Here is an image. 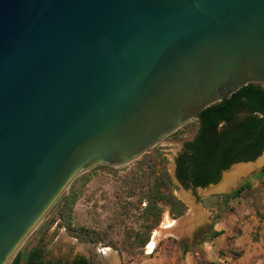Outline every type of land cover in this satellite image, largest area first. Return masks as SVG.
<instances>
[{
	"label": "water",
	"instance_id": "water-1",
	"mask_svg": "<svg viewBox=\"0 0 264 264\" xmlns=\"http://www.w3.org/2000/svg\"><path fill=\"white\" fill-rule=\"evenodd\" d=\"M249 84L264 85V0H0V264L24 263L76 178ZM260 156L199 191L229 194L211 190Z\"/></svg>",
	"mask_w": 264,
	"mask_h": 264
},
{
	"label": "rangeland",
	"instance_id": "rangeland-1",
	"mask_svg": "<svg viewBox=\"0 0 264 264\" xmlns=\"http://www.w3.org/2000/svg\"><path fill=\"white\" fill-rule=\"evenodd\" d=\"M195 122L190 121V125H187L183 133L175 138L168 136L149 151L155 150L157 158L165 160L169 175L172 173V165L180 150L181 141L193 134ZM262 157L260 166L256 165L245 174L239 175L235 184L229 188H238L243 183L250 186L238 198L205 197L206 194L201 193L199 188L194 192L183 190L171 179L176 185L173 188L174 195L186 206L183 215L190 211V207L182 198L183 195H187L192 201L195 197L196 204L205 218L202 224L181 239L164 235L150 247L153 234L161 226L164 218L170 220L179 218H174L170 214L169 206H164L160 222L151 231L146 246L132 254L120 255L118 251L102 243L91 245L73 238L64 225L65 218L62 219L60 216L59 208L33 246H45L46 251L50 248L49 257L54 259L75 256L83 252L86 254L88 245L103 250L109 248L115 253L117 264H264V173H261L264 169V156H260L257 160ZM236 168L241 167L235 166L231 172ZM249 172L251 173L247 176ZM127 173L128 170L108 174L102 169H92L84 178L85 184L83 185L82 182L76 185L80 189V196L71 209L70 225L74 228L83 226L99 230L108 228L113 218L121 216L120 205L126 201H135L124 195L126 190L123 189V182ZM146 180L143 175L138 178V185L135 186L137 193L146 191ZM145 204L143 202L140 208H144ZM137 213L133 211L128 219L120 217L119 220L124 223L125 228L140 230L141 222ZM124 226H120L119 236L113 235V240L121 238L120 232ZM218 232L219 235L216 236ZM52 235L54 236L51 239Z\"/></svg>",
	"mask_w": 264,
	"mask_h": 264
},
{
	"label": "trees",
	"instance_id": "trees-1",
	"mask_svg": "<svg viewBox=\"0 0 264 264\" xmlns=\"http://www.w3.org/2000/svg\"><path fill=\"white\" fill-rule=\"evenodd\" d=\"M195 123L200 125L199 136L194 142L185 144L182 153L176 157L175 177L184 187H188L189 184L193 187H207L217 182L221 171L228 169L233 163L253 161L264 150V85L249 84L240 88L221 102L202 110L198 122ZM187 125L190 124L184 125L169 137H177L185 131ZM155 154V150L144 154L129 167L94 168L105 170L108 174L128 170L126 180L123 182V189L126 190L124 195L135 201H126L120 205V217L128 219L133 211H137L138 220L141 222L140 230L125 228L124 223L119 220L120 217L113 218L112 224L103 230L83 226L74 228L70 225L71 209L80 196V189L76 185L82 182L85 184L84 178L91 173L90 170L71 184L60 207V216L62 219L65 218L63 221L68 233L83 243L91 245L102 243L112 247L120 255L132 254L146 246L151 231L160 222L164 206H169L170 214L174 218L182 216L186 206L173 193L176 185L171 180L165 160H159ZM261 173H264V169ZM141 175L147 179V188L146 191L137 193L135 186L138 185V178ZM249 187L247 183H243L238 189L224 196V199L237 198ZM143 202L146 203L145 207L140 208ZM120 226H124L120 232L121 238L113 240V235L119 236ZM45 252V246L31 247L23 264L39 263L38 259ZM80 261L81 264H85V261Z\"/></svg>",
	"mask_w": 264,
	"mask_h": 264
},
{
	"label": "bare ground",
	"instance_id": "bare-ground-1",
	"mask_svg": "<svg viewBox=\"0 0 264 264\" xmlns=\"http://www.w3.org/2000/svg\"><path fill=\"white\" fill-rule=\"evenodd\" d=\"M262 160H263V157L254 163L237 165L241 168H236L234 172H231L230 170L228 173H226L223 176V179L220 182V184H218L214 188V190H211V191H215V192L216 191H227L236 182V179L239 177V175L245 174L246 172L250 171L256 165L260 166L262 163ZM182 198H184L183 200L189 205L190 211L184 217L178 220H170V219L164 218L161 226L153 234V239H152L150 247H152V245L156 243L157 240L162 238V236L164 235L174 236V237H177L178 239H181L180 237L185 234L186 230H188V227L191 224H195L194 223L195 220L198 219L200 222H202L203 214L200 208H198L194 204L192 199L188 197L187 195L186 196L183 195ZM102 254H103L102 255L103 259L101 257L100 258L102 259L104 264H117V258L113 251H111L110 249H106L102 251Z\"/></svg>",
	"mask_w": 264,
	"mask_h": 264
},
{
	"label": "flooded vegetation",
	"instance_id": "flooded-vegetation-1",
	"mask_svg": "<svg viewBox=\"0 0 264 264\" xmlns=\"http://www.w3.org/2000/svg\"><path fill=\"white\" fill-rule=\"evenodd\" d=\"M198 122V120L196 121ZM222 125V124H221ZM199 130H200V125L198 123L195 124V129H194V132L192 135H189V136H186L182 141H181V146H180V150L178 151V153L176 154V157L182 153V150L184 149V146L185 144L189 143V142H194L197 137L199 136ZM176 157L174 159V165H175V170H174V173L176 171V163H175V160H176ZM222 172V171H221ZM221 175V173H220ZM178 186L180 189H183V190H191V191H195L197 188L199 187H193L192 185L189 184L188 187H184L182 185V183L180 181H178ZM204 188V187H202ZM196 196V195H195ZM204 220H202V222L198 223V224H201L203 223ZM198 224H196L194 227H196ZM189 233L186 232L183 236H181L180 238H183L184 236H187ZM73 245H75L73 243ZM86 247V245H85ZM36 248H42V246H37ZM108 249V248H106ZM105 249V250H106ZM99 250V251H97ZM103 249L99 248H93L92 246H87L86 247V250H85V253L83 252V254H78V255H75V256H70V257H59L58 259H54V258H51L49 257L51 255V249L49 248V250H47L45 252V254L41 255V257L38 259V261H40L39 263H35V264H40V263H48V264H81L80 260L82 261H85V264H104V262L102 261L103 257H102V251ZM102 259H101V258Z\"/></svg>",
	"mask_w": 264,
	"mask_h": 264
},
{
	"label": "crops",
	"instance_id": "crops-1",
	"mask_svg": "<svg viewBox=\"0 0 264 264\" xmlns=\"http://www.w3.org/2000/svg\"><path fill=\"white\" fill-rule=\"evenodd\" d=\"M254 162H255V161H254ZM252 163H253V162H252ZM248 164H249V163H248ZM253 170H254V169H253ZM251 172H252V171H251ZM251 172H249V173L247 174V176H249ZM234 184H235V183H234ZM234 184H233V185H234ZM233 185H232V186H233ZM239 187H240V186H239ZM239 187H238V188H239ZM238 188H234L233 190L238 189ZM230 190H231V189H228L227 191H230ZM233 190H232V191H233ZM245 190H246V189H245ZM245 190H244V191H245ZM232 191H231V192H232ZM244 191H242V192H244ZM231 192H230V193H231ZM242 192H241V193H242ZM230 193H229V194H230ZM229 194H226V195H229ZM226 195H222V196H220V195H212V196H209V197H216V196H217V197H222V198H224V196H226ZM240 195H241V194H240ZM240 195H239V196H240ZM237 198H238V197H237ZM230 199H231V198H230ZM204 219H205V218H203V220H204ZM195 221H196L195 224H192L191 227L188 228L189 230H187L186 232L189 233L190 231H192L193 229H195V227L193 228V226H195L196 224L200 223V221H199L198 219L195 220ZM198 221H199V222H198ZM201 224H202V223H201ZM198 225H200V224H198ZM198 225H197V226H198ZM197 226H196V227H197ZM186 232H185V233H186ZM218 235H219V232H218ZM218 235H216V236H218ZM69 238H70V237H69Z\"/></svg>",
	"mask_w": 264,
	"mask_h": 264
}]
</instances>
